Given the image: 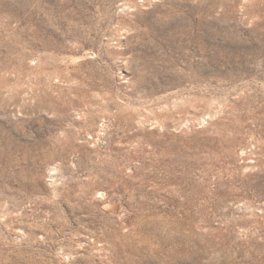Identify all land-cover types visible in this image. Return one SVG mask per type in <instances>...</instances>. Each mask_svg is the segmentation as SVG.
<instances>
[{"label": "rangeland", "instance_id": "rangeland-1", "mask_svg": "<svg viewBox=\"0 0 264 264\" xmlns=\"http://www.w3.org/2000/svg\"><path fill=\"white\" fill-rule=\"evenodd\" d=\"M0 264H264V0H0Z\"/></svg>", "mask_w": 264, "mask_h": 264}]
</instances>
